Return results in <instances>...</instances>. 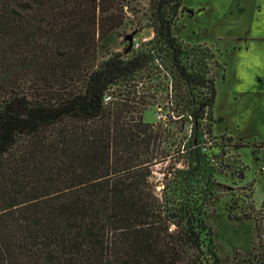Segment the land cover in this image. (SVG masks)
Instances as JSON below:
<instances>
[{
	"label": "trees",
	"instance_id": "1",
	"mask_svg": "<svg viewBox=\"0 0 264 264\" xmlns=\"http://www.w3.org/2000/svg\"><path fill=\"white\" fill-rule=\"evenodd\" d=\"M180 6L149 0L152 38L98 60L123 0H0V264H229L209 220L249 145L213 136L215 78L173 35ZM252 189L228 207L257 239L234 264H264Z\"/></svg>",
	"mask_w": 264,
	"mask_h": 264
},
{
	"label": "rangeland",
	"instance_id": "2",
	"mask_svg": "<svg viewBox=\"0 0 264 264\" xmlns=\"http://www.w3.org/2000/svg\"><path fill=\"white\" fill-rule=\"evenodd\" d=\"M123 6L124 23L98 43V60L121 52L123 45L135 48L136 44L153 36L149 0H123ZM173 35L187 50L207 54L215 78L214 138L220 141L222 136H227L242 146L249 145L248 148L231 149L230 154L239 157L240 168L218 177V181L231 190L214 204L209 220L216 247L227 256L229 264H234L233 252L248 253L256 249L257 239L252 220L228 219L232 194L237 204L245 208L246 189L252 184L253 205L264 221V78L260 89L255 87L249 94L236 97L232 90L254 71L253 66L260 71L255 65L257 55L254 52H264V0H181ZM162 94L166 96L167 91ZM165 102L160 101V104ZM160 111L154 105L144 113V121H156ZM180 125L173 120L170 124L171 134L177 141L188 132V125L185 124L182 131ZM233 213L239 215L240 211Z\"/></svg>",
	"mask_w": 264,
	"mask_h": 264
},
{
	"label": "crops",
	"instance_id": "3",
	"mask_svg": "<svg viewBox=\"0 0 264 264\" xmlns=\"http://www.w3.org/2000/svg\"><path fill=\"white\" fill-rule=\"evenodd\" d=\"M254 55H257L256 59H255V65L257 64L259 67V70H257V68L255 66H253L254 71H252L251 74L246 75L245 78H243V83H237L236 87L232 90H234L235 92H233L234 95H242V94H249L250 91L254 90V88L256 87L257 89H260V87L263 84V78H264V52H254ZM257 72V74L255 73ZM244 79L246 80V83L244 81ZM234 86V85H233Z\"/></svg>",
	"mask_w": 264,
	"mask_h": 264
},
{
	"label": "built area",
	"instance_id": "4",
	"mask_svg": "<svg viewBox=\"0 0 264 264\" xmlns=\"http://www.w3.org/2000/svg\"><path fill=\"white\" fill-rule=\"evenodd\" d=\"M135 47H138V44H136Z\"/></svg>",
	"mask_w": 264,
	"mask_h": 264
}]
</instances>
